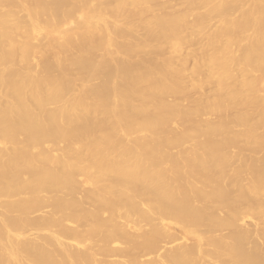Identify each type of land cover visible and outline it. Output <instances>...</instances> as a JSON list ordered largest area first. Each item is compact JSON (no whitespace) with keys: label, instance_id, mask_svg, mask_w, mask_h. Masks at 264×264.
<instances>
[{"label":"bare ground","instance_id":"obj_1","mask_svg":"<svg viewBox=\"0 0 264 264\" xmlns=\"http://www.w3.org/2000/svg\"><path fill=\"white\" fill-rule=\"evenodd\" d=\"M0 264H264V0H0Z\"/></svg>","mask_w":264,"mask_h":264},{"label":"rangeland","instance_id":"obj_2","mask_svg":"<svg viewBox=\"0 0 264 264\" xmlns=\"http://www.w3.org/2000/svg\"><path fill=\"white\" fill-rule=\"evenodd\" d=\"M248 223L252 225V223H251V222H248ZM251 225H250V226H251ZM246 226H247V223H246ZM248 226H249V225H248ZM253 226H254V225H252V227H251L252 229H251V230H253V229H254V227H253ZM249 229H250V228H249Z\"/></svg>","mask_w":264,"mask_h":264}]
</instances>
